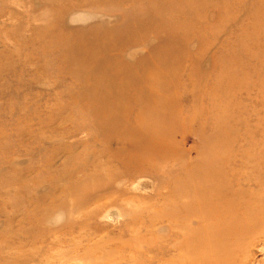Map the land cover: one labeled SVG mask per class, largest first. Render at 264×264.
<instances>
[{
  "label": "rangeland",
  "instance_id": "rangeland-1",
  "mask_svg": "<svg viewBox=\"0 0 264 264\" xmlns=\"http://www.w3.org/2000/svg\"><path fill=\"white\" fill-rule=\"evenodd\" d=\"M225 1L194 2L190 18L215 35L182 45L163 29L140 34L166 0H0V264H264V0ZM160 41L182 55L175 120L158 151L137 160L127 150L139 121L132 99L98 63L111 55L134 73ZM195 74L200 86L189 83ZM219 80L225 92L208 93ZM140 131L145 144L160 141ZM214 158L237 201L258 195L232 228H218L229 227L228 210L213 213L210 228L199 213L183 216L189 199L175 197L184 173L198 187Z\"/></svg>",
  "mask_w": 264,
  "mask_h": 264
},
{
  "label": "bare ground",
  "instance_id": "bare-ground-1",
  "mask_svg": "<svg viewBox=\"0 0 264 264\" xmlns=\"http://www.w3.org/2000/svg\"><path fill=\"white\" fill-rule=\"evenodd\" d=\"M163 0H149V3L158 2ZM170 2L169 7L162 8L158 11V9H155L153 13L150 14L149 18H152L156 21L149 20L147 23H141L139 22L143 27L147 26L145 30H142L140 34H144L146 30L156 31L163 29L166 35L168 36H183L185 37L182 39L181 44L183 45L187 40H196L197 43H206L210 44L206 38L207 34H210L209 38H214V25H210L204 28H201L202 22H200L197 19H191V16H195V11H197L196 5H194L195 1L198 0H166ZM206 3L214 2L213 5L217 6L218 3L226 4L225 0H204ZM264 4V3H263ZM262 4V5H263ZM223 9V8H222ZM219 14V21L216 26L222 25L224 21L222 20L223 16V10L218 12ZM188 15V18L186 17ZM206 29V31H204ZM185 40V41H184ZM207 40V41H206ZM188 41V42H189ZM130 40L128 39H120L117 42V45L115 46V51L120 50L124 45H126ZM187 42V43H188ZM212 42V40H211ZM159 45V46H158ZM155 49L151 51V53L148 54L147 58H143L141 60L143 61V64L145 67L141 66V68L138 71H135L134 73H131L130 69L126 70V66L122 65L120 61L117 59L118 57H114L111 55H107L101 62L98 63V67L100 70V76L107 75L109 77H114L115 84H117L118 88L121 89V92L128 96V98L132 99V105L131 103L128 105V110L133 111L134 119L135 117H139V121L135 122L133 127V136L132 139L127 143V150L131 158H135L137 160H141L142 157L139 155V153L147 154L151 150L158 151V145L159 142H162L164 140V134L162 133V128L164 126L165 121L175 120V106H176V98L175 95L177 94L176 88L177 86V78L174 77V72L177 69L178 66V59L182 56L179 54L178 56H172L171 51L164 47L165 41H160L159 44ZM185 47V46H184ZM110 48L107 49L104 48V45L102 47V51L104 52H110ZM166 53V55H165ZM119 56V54H115ZM230 57L228 56V59ZM228 59L225 58L223 60V64L226 68H224V72H229L230 67H228ZM89 59H87L88 61ZM161 60H164L165 65L164 67L161 64ZM170 64H169V62ZM234 58H232L233 64ZM169 64V66H168ZM168 66V67H167ZM228 68V69H227ZM126 73L125 75L121 74L123 72ZM177 72V71H176ZM215 74H218L220 76V72H217ZM177 75V74H176ZM122 76V77H118ZM196 78L189 77V83L192 86H200L199 82H201L202 75L195 74ZM179 77V76H178ZM170 78V81H167V79ZM225 78V77H221ZM102 77H98L96 79V82H100ZM174 79V80H173ZM176 80V82H175ZM224 80H219L217 85L211 86L209 88L208 93L211 94H223L228 87V83H223ZM228 84V85H227ZM130 88V92H129ZM144 91V95L146 94V97L148 100H145V103L142 99V92ZM174 91V93H173ZM95 95L90 94V96L85 93L83 95V98L85 100L94 98ZM145 98V97H144ZM136 102H135V101ZM122 102V101H121ZM178 102V101H177ZM144 105V111L143 114L146 113V117L153 116L156 120L152 122L151 119L147 120H141L140 119V107ZM119 112L118 115L123 114V111H125L124 107H120L117 109ZM100 113L95 114L96 118L101 119L102 118V109L98 110ZM181 112V111H180ZM106 114V113H105ZM110 118H114V115L110 112ZM156 116V117H155ZM173 116V117H172ZM198 116V115H197ZM199 118V117H198ZM108 121L103 123V120L98 121L97 124L100 125V127L107 126L109 130L114 129V124H107ZM171 125V124H170ZM142 129H147L151 131L152 134L158 135L159 140L158 142H148L145 144V142H142L139 137L142 136ZM131 131V132H132ZM216 143V142H215ZM146 150V151H145ZM158 155H161V153H158ZM218 155V154H217ZM148 160V159H147ZM220 163L214 158V165L208 166V172L204 174L203 170L199 171V176L201 177L202 183L196 187V186H190L188 185V180L191 177L189 173H184L183 179L180 180L178 183V189L175 190V197H179V195L182 198L187 197L189 201L187 203L184 202V204L181 206V213L183 216H195L197 213L202 217V220L204 224L206 222L207 225L210 228H213V223L215 221L214 214L218 210H228V219H229V227H218V228H232V226L237 221V224L241 222L243 218H246L252 210V206L250 205L249 200L258 196L254 193H247L243 192L245 194L244 201L240 202L236 200L238 187H233L231 183H227L226 179L224 177L223 172L220 170L221 168L217 166V164ZM166 171V170H165ZM202 174V176L200 175ZM182 185L181 187H179ZM258 189L264 190V185L257 184ZM174 190V189H173ZM261 190V191H262ZM178 192L179 195H178ZM247 193V194H246ZM229 198L227 203L221 204L219 201L222 198ZM258 198V197H257ZM186 201V200H185ZM240 209L241 210V216L237 218L236 214L234 213V210ZM210 214L212 215L213 222L210 219ZM238 214V213H237ZM233 218V219H232ZM221 217L217 218V222L221 223L222 220ZM258 219V218H256ZM235 220V222H234ZM255 221V220H254ZM258 224H261L260 220H256ZM184 227V226H183ZM194 239L188 240L184 242L190 243L193 242Z\"/></svg>",
  "mask_w": 264,
  "mask_h": 264
}]
</instances>
